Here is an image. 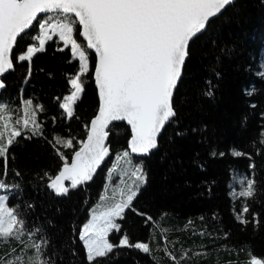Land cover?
I'll list each match as a JSON object with an SVG mask.
<instances>
[{"label":"trees","instance_id":"1","mask_svg":"<svg viewBox=\"0 0 264 264\" xmlns=\"http://www.w3.org/2000/svg\"><path fill=\"white\" fill-rule=\"evenodd\" d=\"M79 29L77 25L75 36L87 52L89 70L81 78L83 92L71 118L60 107L72 92L71 79L80 72L71 49L54 36L30 62H16L17 55L37 43L35 26L18 38L12 54L15 70L3 78L0 92V104L8 106L13 121L22 115L25 101L39 106L36 120L43 135L22 130L14 138L5 183L18 185L6 191L8 204L25 221L26 232L40 229L37 235L48 241L44 252L50 264H89L79 238L82 227L92 211L119 201L121 194L112 197L115 179L124 174L128 180L125 171L134 179V167L142 168L146 183L123 219L117 220L119 231L112 230L108 240L118 245L127 235L130 244L149 243L151 255L134 247H114L92 264H174L166 251L177 257L188 252L181 264L264 261V76L259 75L264 62V0H237L190 44L173 99L176 115L165 126L155 152L145 159L131 155V128L115 123L109 130L107 161L91 180L57 196L48 188V177L54 178L65 160L72 162L99 112L97 58ZM209 80L212 96L204 94ZM60 140L72 144L65 147ZM125 152L129 156L113 169L116 157ZM236 174L254 181L253 196H231ZM245 204L248 211L242 214ZM147 217L152 220L146 222ZM11 248L19 249L18 242L0 245V252Z\"/></svg>","mask_w":264,"mask_h":264},{"label":"snow or ice","instance_id":"2","mask_svg":"<svg viewBox=\"0 0 264 264\" xmlns=\"http://www.w3.org/2000/svg\"><path fill=\"white\" fill-rule=\"evenodd\" d=\"M231 3L232 0H0V76L15 70L11 58L13 48L18 38L34 26L39 34L33 39L38 40L39 46H27L16 56L17 63L30 62L36 52L43 51L46 39H52L49 35L52 32L66 45H71L73 55L79 54L80 72L86 73L88 57L73 39L77 25L81 29L79 34L87 41V49H94L98 58L95 82L99 89V114L91 121L87 140L74 153L72 162L65 160L59 173L54 178L48 177V188L55 195H67L70 189L92 179L95 169L109 154L105 145L109 133L105 129L111 122L126 121L131 126L129 145L133 153L147 154L157 147L159 133L176 115L174 91L190 56L191 42ZM40 14L45 15L41 18ZM259 75L264 76V70ZM70 83L73 91L60 104L68 118L73 116V105L83 92L80 76ZM206 83L204 94L212 96V81ZM3 86L0 81V87ZM246 94L252 95V91L246 90ZM24 105L22 115L13 121L8 106L0 104V158L3 159L0 190L3 191L18 187L5 183L9 148L15 143L14 138L20 137L22 130L31 131L33 136L43 135L36 111H28L32 101L27 100ZM10 125L12 130L5 142ZM71 144L69 140L65 147ZM234 154L241 155L235 151ZM128 155V152L123 153V158ZM15 175L20 173L17 171ZM130 175L134 185L128 187L127 194L122 190L118 202L99 215L93 214L83 225L79 238L89 264L107 256L114 247H134L151 255L147 242L130 244L125 235L118 245H113L106 238L113 229L119 231L116 220L123 219L125 210L131 207L140 187L146 183L142 168L134 167ZM65 181L71 182L70 187L65 186ZM244 183L246 187L238 195L250 198L255 194L254 181L245 178ZM8 199L7 195H0V245L18 242L19 249L0 252V264H50L44 252L48 241L38 237L40 229L26 232L25 221L15 209L8 207ZM247 211L245 204L241 213ZM151 220L147 217L146 222ZM165 255L174 264H181L189 253L183 252L177 257L166 251ZM251 264H261V261L252 260Z\"/></svg>","mask_w":264,"mask_h":264},{"label":"rangeland","instance_id":"3","mask_svg":"<svg viewBox=\"0 0 264 264\" xmlns=\"http://www.w3.org/2000/svg\"><path fill=\"white\" fill-rule=\"evenodd\" d=\"M42 18V17H41ZM80 30L81 29H79V32H80ZM75 33H76V30H74V32H73V39H75L76 41H77V39H76V36H75ZM49 35L53 38L54 36H58V34H53L52 32H49ZM81 37H83L82 35H80ZM58 38H59V36H58ZM48 40H50V39H46V42L48 41ZM60 40V39H59ZM61 41V40H60ZM46 42H45V44H46ZM62 43H63V46H64V48H67V47H69L70 49H71V45L70 44H65L63 41H61ZM77 43H78V41H77ZM79 44V43H78ZM33 46H39V42H38V40H37V43L36 44H34ZM81 48H82V46H81ZM82 50H84L85 51V49H83L82 48ZM85 54H86V56L88 57V55H87V52L85 51ZM74 57H76L78 60H79V54L77 53V54H75L74 55ZM87 63H88V70H89V60H87ZM262 70H264V62H263V64H262V67H261V71ZM87 73V72H86ZM85 73H83V74H81V72H79L78 73V75L77 76H80V80H81V82H82V76L84 75ZM76 76V77H77ZM76 77H74V79L76 78ZM72 91H73V89H72ZM69 95H71V93L69 94ZM68 95V96H69ZM80 95H81V93L79 94V96H78V98L80 97ZM77 98V99H78ZM77 101V100H76ZM73 107H74V105H73ZM28 111H29V113H31L32 111H36V114H37V111H38V109H37V107H35V105L32 103V105L29 107V109H28ZM11 130H12V125H10L9 126V128H8V131L5 133V135H8V133H10L11 132ZM6 138V137H5ZM67 141L68 140H60V145H64L65 146V144L67 143ZM131 153V152H130ZM131 155H133L132 153H131ZM129 156V155H128ZM124 160H125V158H123V154H122V156L120 155V156H118V157H116V159H115V167H113V169L114 168H116L117 166H118V164H119V162H124ZM141 168V167H140ZM112 169V170H113ZM126 173H127V179L128 180H126V178H124V177H122V176H124V174L123 175H121V176H117L116 177V179H115V183L113 184V185H115V186H117V189L116 190H113L112 191V197H115L116 195H120L121 194V191L123 190L124 192H125V194H127V189H128V187L129 186H133L134 185V179H131V177H129V175H128V172L127 171H125ZM94 174V173H93ZM245 178H248V177H245V176H243V175H239V174H236V175H234L233 176V179H232V182H231V188H230V191H231V196L235 199V200H237V199H242V198H246L245 196H239L238 194L242 191V190H244L245 189V187H246V185H245V183H244V180H245ZM250 179V178H249ZM70 184L71 183H69L67 186L68 187H70ZM0 195H7L8 196V194L6 193V191H3V190H0ZM121 199V196L119 197V200ZM118 202V201H117ZM7 205H8V207H10L9 206V204H8V201H7ZM11 208V207H10ZM107 209H104V208H101V210H97V211H92V214H91V216L93 215V214H96V215H99V213H101V212H103V211H106ZM91 216L89 217V219L91 218ZM89 219H88V221H89ZM118 220V219H117ZM117 220H116V223H117ZM87 221V222H88ZM86 222V223H87ZM85 223V224H86ZM83 228V227H82ZM114 230V229H113ZM111 232V231H110ZM110 232L108 233V235H107V240H108V236H109V234H110ZM109 241V240H108ZM261 261V264H264V261L263 260H260Z\"/></svg>","mask_w":264,"mask_h":264},{"label":"water","instance_id":"4","mask_svg":"<svg viewBox=\"0 0 264 264\" xmlns=\"http://www.w3.org/2000/svg\"><path fill=\"white\" fill-rule=\"evenodd\" d=\"M237 0H232V3L230 4V5H228L227 7H226V9L227 8H229L231 5H233L235 2H236ZM226 9H224L223 11H222V13H224V11L226 10ZM221 13V14H222ZM221 14H219V15H217L216 17H214V18H212L211 20H210V22H212L213 20H215L216 18H218ZM45 14H40V16L41 17H43ZM209 22V23H210ZM208 23V24H209ZM208 26V25H207ZM31 29V28H30ZM29 29V30H30ZM29 30H27V32L29 31ZM201 35V34H200ZM84 40H85V38L84 37H82ZM85 42L87 43V41L85 40ZM192 43V42H191ZM14 48H15V46H14ZM14 48H13V50H14ZM90 50H92L94 53H95V50L94 49H90ZM12 54H13V51H12ZM12 54H11V58H12ZM96 54V53H95ZM96 58H97V56H96ZM98 59V58H97ZM97 59H96V63H97ZM184 70V69H183ZM10 71H8V72H6L3 76H0V81H2V83H3V78L9 73ZM182 76H183V74H182ZM94 78H95V72H94ZM182 78V77H181ZM180 81H181V79H180ZM180 81L178 82V85H179V83H180ZM3 85H4V83H3ZM97 85V84H96ZM178 85H177V87H178ZM98 87V86H97ZM4 88V86L3 87H0V92H1V90ZM177 89V88H176ZM176 89H175V91H174V95H175V92H176ZM98 91H99V89H98ZM173 99H174V96H173ZM98 114H99V112H98ZM97 114V115H98ZM120 122H122V123H126L127 124V122L126 121H115V122H111V123H109V125H108V127L105 129V131H107L108 133H109V130H110V128H111V126L113 125V124H115V123H120ZM168 124V122L166 123V125ZM128 125V124H127ZM165 125V126H166ZM130 128H131V126L130 125H128ZM165 126H164V128H165ZM90 127H91V124H90ZM164 128L162 129V131L159 133V135H158V137H157V147L156 148H154V149H151L147 154H138V153H133L132 151H131V148H130V146H129V148H130V151H131V153L134 155V156H136L137 158H140V159H145V158H147V157H149L153 152H155L157 149H158V140H159V138H160V136H161V134H162V132H163V130H164ZM110 134V133H109ZM86 140H87V138H86ZM85 140V141H86ZM108 142H109V135L106 137V139H105V145L108 147V149H109V146H108ZM109 156H110V150H109V154L105 157V159L101 162V164L95 169V171H97L106 161H107V159L109 158ZM94 171V172H95ZM69 183H71L70 181H65L64 182V184H65V186H67Z\"/></svg>","mask_w":264,"mask_h":264}]
</instances>
